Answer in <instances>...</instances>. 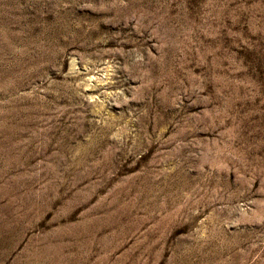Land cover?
I'll list each match as a JSON object with an SVG mask.
<instances>
[{
	"label": "rangeland",
	"instance_id": "374dc122",
	"mask_svg": "<svg viewBox=\"0 0 264 264\" xmlns=\"http://www.w3.org/2000/svg\"><path fill=\"white\" fill-rule=\"evenodd\" d=\"M0 264H264V0H0Z\"/></svg>",
	"mask_w": 264,
	"mask_h": 264
}]
</instances>
